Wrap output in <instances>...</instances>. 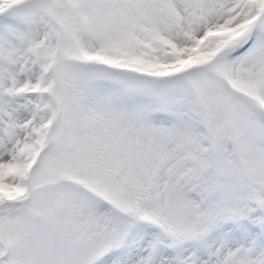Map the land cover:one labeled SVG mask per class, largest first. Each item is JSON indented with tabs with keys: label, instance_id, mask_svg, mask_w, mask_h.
<instances>
[{
	"label": "snow or ice",
	"instance_id": "snow-or-ice-1",
	"mask_svg": "<svg viewBox=\"0 0 264 264\" xmlns=\"http://www.w3.org/2000/svg\"><path fill=\"white\" fill-rule=\"evenodd\" d=\"M0 264H264V0H0Z\"/></svg>",
	"mask_w": 264,
	"mask_h": 264
}]
</instances>
